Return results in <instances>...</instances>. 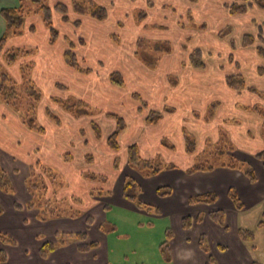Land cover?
<instances>
[{
	"label": "rangeland",
	"instance_id": "rangeland-1",
	"mask_svg": "<svg viewBox=\"0 0 264 264\" xmlns=\"http://www.w3.org/2000/svg\"><path fill=\"white\" fill-rule=\"evenodd\" d=\"M44 1L49 7H53V5L58 2L66 4L68 6H70L73 2H79L80 4H86L87 7H90V1L88 2V0ZM118 1H122L123 8H121V10H117L116 3L113 11L110 10V20L107 26L110 28V30L117 31V28L115 26L116 22L118 20H121L122 18L124 19V24H122L121 29L118 30L120 31V34L115 35L117 39H120L119 47L116 46L114 41L111 40L110 42L102 35L96 36L99 40L97 44L91 45L86 43L87 35L91 37L92 33H94L95 30L94 28L87 27V25L85 26L84 23L86 20L83 21V17L76 14L75 16L72 10H70L68 14L69 22L62 21V24L66 25H61L59 22L56 23L55 17H53L54 27L57 30L61 29L62 32H68V34L66 35L67 47L68 41L75 43V52L78 56V60L81 66L85 69H91L92 73L89 75H84L88 76L84 77L86 81H81L80 78L78 80L72 78L68 87L65 86L66 83L64 84V81L62 83L60 82L58 84H55L56 86H51L49 84L51 78H54L57 75H61L60 73H55L52 75L49 71L34 73L35 70H33V75L27 77H30V79H32V81L37 84V87L42 92V99L37 105L36 109L37 116L35 120L37 122V125L48 128L49 119L47 117L48 114H46L47 111H50L52 115H55V117H57L58 119L60 118L59 113L57 112V108L59 107V105L52 102L54 98L61 100H79V98L82 99L83 97L84 99L88 100V104L98 109V113L94 116V118L96 120V123L100 126L101 134L102 131L104 135L111 133L112 126L110 124H106L108 120L107 118H109L108 115H116L125 119L124 121H126V123L130 126L129 133L124 137L126 139L130 135V133L131 135L135 134L133 132L134 128L138 130V123L142 118V116L138 114V112L142 113L144 117H146V115L148 116L149 112L152 110L162 111L163 107L168 103V107L170 109L174 110L178 108L177 112L179 115L175 117V119L169 124L164 123L163 125H161V127L156 132L170 133V136L168 135L167 141L171 142L175 146H178V129L176 128V126H178L184 118L187 123L186 131L190 135L191 140L197 143L199 150L197 156L195 157V165L215 166L221 163H228L230 161V158L232 157H235L240 162H244L245 160H240V154L244 153L249 156H253L254 154L264 150V103L262 104L261 102H253L250 99L249 101H246V94L240 93L239 101L241 103L238 106H234L230 99H222L223 92L219 88L220 75L224 74L228 76L243 73V75L247 79L249 86H253L255 89L259 90L260 93L264 92V77L258 78V76H253L252 73L255 67V70L264 67V58H261L257 54L256 55L261 59L259 57L258 59H255L254 56H252L254 55V53L252 52H255V48L259 43H255V45H253L249 50H240L238 48L239 51L235 53V55L233 54L235 59L240 61V67L236 68V66L232 64L233 59L231 61L232 63L229 60V44L226 41H222L221 44L217 46L212 41L214 39H217V37H215L216 33L221 29H225L226 27L232 28V37L236 41V43H238L246 34H252L256 37L255 33L258 32L255 29L258 25L254 26L252 23L251 26V20H256L258 24H264V10L260 8L258 9V7H252L248 9V13L244 14L246 16H237L239 17L237 18L231 15L229 11L227 13L226 10L223 12L219 10L221 2L231 4L236 0H198V4H200L201 6H198L199 9L197 7H194L191 12L200 26H204V24L207 25V31L201 30L202 35L196 34L195 36L191 37V46L200 47L207 53L211 52V55H206L205 57L207 68L198 73L189 71L190 69H186L187 66L189 67L187 61V53L182 47L183 44H185L186 40H184V37L186 36L185 34L183 35L182 33H180L178 31L179 29L177 28V25L179 26L181 22L183 25H187V15L185 12H187V10L191 7L187 0H173L175 2H173L172 5H165L164 3H162V8L160 6L161 2L158 1L159 4H157L156 9H154L156 5L155 3L153 4V2L150 3L148 7L146 6L149 0H133V2H131V0ZM25 4L26 10L31 11V13L26 16L25 24L21 28V33L8 39L5 48H11L10 45L13 41H15L16 43H20V46L23 44H27V46H37L34 51L38 52H34L33 55L26 56L22 59L24 60L34 57L36 53H39V55L42 54V56L39 61H32L33 65L35 66L37 62L38 64H44L48 60V52L46 51H49V49L47 46L51 47V45L47 43L48 31H45V27L39 25L38 19H35L39 18L38 16H40L35 13V11L38 10L37 3H35L34 0H27ZM205 4H214L215 9L210 8L208 10L204 8L203 5ZM108 5L111 6V4ZM165 8L169 9L167 11H175L177 15H171L172 17H170V15L161 16L163 14L166 15V13H163L165 12V10H163ZM152 9L154 10L151 11ZM157 9H162L163 11ZM211 9H214L215 11L213 12ZM220 9L222 10V7ZM141 11H144L146 12V14H148L147 21L150 27V30L142 31V35H145L147 39L152 41H169L171 46L173 47L174 52L168 58H163L162 62L164 63L160 67H157L153 70L149 69V71L138 72L137 70H132L131 68L134 64H136L134 61L136 59H133V52L135 48L136 37H138L141 32L137 27H134L133 25L135 23V20L137 19L138 14ZM150 11L151 13H149ZM168 13L170 14L171 12ZM71 18H73L74 20L75 18H79L81 21V25L83 23V27H81V25L79 27H76L74 25L75 21H71ZM172 18H174L173 24L171 23ZM176 19L179 21L178 24H176ZM28 20H32L31 24H33L35 27V30L33 32H28L25 29ZM156 21H158L159 23L163 22L162 26H160L161 24H155L157 23ZM154 24L158 25L157 28L153 27L155 26ZM170 24L172 26H170ZM173 26L177 30L174 29ZM14 37L17 38L13 39ZM19 38L22 39L20 40ZM224 44H226L228 47H225ZM15 45L16 46H14L13 48L16 50L19 44ZM62 47L63 44L57 46L56 50L52 49V51H61L60 49ZM146 47L147 46L145 44L143 50ZM25 49L31 48L26 47ZM149 49L150 48L148 47L147 53L152 54L153 56H157L154 51H151ZM144 55L146 56L145 53ZM0 56L1 59L2 53H0ZM2 61L4 62L3 58ZM176 63L178 64L177 66ZM184 63L186 65L183 66ZM0 65H2L3 71L7 72L10 78L17 83L19 94L23 97L22 105L24 111H26V105L29 103V99L24 93L25 84L22 81V77L21 79L17 78V76L13 72H10V70L4 65V63L0 62ZM243 65L246 66L244 67ZM217 67L222 68L218 69ZM115 71H117V73H119L121 76H124L123 78L126 80V88H123L120 91H115L113 89L109 79L110 75ZM27 77L25 76V79ZM213 79L216 81H213ZM176 83L179 84L178 86L182 87L180 89H174L173 86H175ZM58 86H60L61 88H59ZM191 90H194V97H191L190 100L182 98L181 93L183 91H185V94L187 93V91L190 94ZM135 92L138 93L142 101L146 103L148 109H146L145 111L140 110V107L142 105L140 101L132 99L131 95ZM103 93H105V95ZM196 93L197 96L195 97ZM212 95H214V97L216 95V97L212 99L213 102L215 101L221 103V106L219 107V109L217 107L216 111L219 110L218 116H222V118H219L218 116H216V114L212 115L210 113L211 110H208L207 118L212 122L211 124L213 131H217L216 127H220L222 134L218 137V139H216L217 137L208 136L206 141H204L205 139L201 137L203 135L202 133H205L204 131L209 129L202 123L206 114L201 113L202 110L200 109V107L203 108L205 104L211 99ZM226 96L227 95L225 92V97ZM254 104L259 109L258 112L242 109L243 105L252 107ZM0 105L5 104L1 102ZM5 106L13 111L17 121L22 123V119L19 116L20 114H18V112L13 107L7 105ZM234 110L236 112L235 115ZM112 120L116 122L114 118ZM209 121L207 120V122ZM16 122L13 118L8 116H5L4 120L0 118V170H7L11 175L10 177H14L12 176L11 170L14 166H18L20 172L22 173L28 171V168L23 166V162H19L15 158H13V152H16L20 156H24L27 153L28 145H31L35 142V139L33 138L26 139L24 137L23 133L16 126ZM168 125H171L172 128L170 127L169 129ZM48 129L49 131H51L50 128ZM51 133L54 132L51 131ZM59 133L60 134H57V137L59 139L69 138L74 134L69 124H65L62 129H60ZM240 133L243 134L242 137L240 136ZM245 135L248 137L249 141L245 138ZM124 138L122 143H126ZM16 140H19L21 142V145H16ZM227 149L228 152L225 153V150ZM231 149H233L237 153H234V151H232ZM70 156L73 157L72 155ZM161 159L165 161L164 156ZM184 159L185 158H183L182 160V156L174 155V157L172 158H167L166 161L169 160L173 161L174 164L178 163L180 165L182 164L188 166L190 163L187 162V160L184 161ZM115 163H117V169L113 168L111 166V163L108 166L107 161L105 163V166H103L105 167L104 174L109 177L112 185L117 184V176H119L120 171L123 169V157L121 154ZM245 163L249 165L248 161H245ZM48 167H51L61 175V181L59 179L56 181V183H62L64 188H66V192L73 190L71 195L75 196V198L85 199L87 197V191L85 190L84 182H77L75 184H72L71 181L76 182V180L64 173L62 170L63 168H58L55 166ZM72 167L73 171L82 169V163L78 160L72 165ZM68 171L70 173L72 172L70 168L68 169ZM22 173L18 175L16 179L15 177L13 178L17 185V188H15V193L7 194L2 192L1 194L3 195H1V198H6L5 200H7L8 202L11 201V198H25L24 192H22L20 185V179L23 176ZM37 181L42 183L40 186L41 188L47 185V180L45 179H43L42 181ZM52 188L54 190V187ZM48 189L44 188L42 190H38L36 199L34 201L35 204H38L42 201L43 204H49V202H47V198H50ZM58 194L60 195V191L58 192ZM71 195H68V197ZM140 201L142 200L140 199ZM74 205V208L78 209L82 204L75 202ZM153 207L156 208V206ZM107 212H109V220L104 225L105 231L108 233H114L111 236L110 243L112 247L116 249L120 248L123 250H127L130 258H137L140 260L144 259V261H147L146 264H176L180 261H183L184 264H206V261L203 259L202 255L206 253V255L208 256L206 257L208 258L207 264H226L228 262L225 261L220 254L221 252L218 248V245L222 244L223 242H229V244H233L231 234L227 237L222 238L220 232L215 229L216 225H212L209 222L195 223L192 213L183 215L184 217L190 216L193 220L192 228L184 231L181 230L178 225L179 216L160 218L154 212L148 214L147 211H144V215L143 213L134 215H131L129 213V216H124L121 215V208H119L118 204H116L115 202L111 205V208ZM94 215L98 220L99 216L97 214ZM226 224L228 226H233L235 224L234 218L227 217ZM168 229L171 230L173 236H175V243L177 247H175V251H173L172 249L171 254L168 250L169 260H167V258L163 254V244L168 241V246H170V242L166 236V232ZM202 238L204 239L203 245L206 247V249L202 246L204 248V252H199L197 244L199 243V239L201 241ZM186 239H190L189 250H181V243H184ZM258 239V244L262 245L264 243V236L260 237L259 235ZM141 245H145L148 248V250L144 253L146 258H143L142 253L138 247ZM133 250H136V252L133 253ZM258 250L259 253L258 255L254 256V260H259L258 262L264 264V250L261 246H259ZM170 256L173 257V260L172 258H170Z\"/></svg>",
	"mask_w": 264,
	"mask_h": 264
},
{
	"label": "crops",
	"instance_id": "crops-1",
	"mask_svg": "<svg viewBox=\"0 0 264 264\" xmlns=\"http://www.w3.org/2000/svg\"><path fill=\"white\" fill-rule=\"evenodd\" d=\"M0 39L3 36V34L6 31V22L4 18L1 15V11L6 8H18L20 6V0H0ZM94 2L100 6H103L108 9V18L105 21H98L96 19H93L88 16H81L83 17V21H85V26L94 28V33H92V36L89 37L87 35L86 43L88 44H97L99 40L96 37L97 35L103 36L104 38L108 39L110 42L113 40V37L117 34H120L119 29H121V25L124 24V19L118 20L115 24L117 31L110 30V28L107 26L110 20V10L113 11L114 6L117 3V10H121L123 8L122 1L118 0H88V2ZM161 8L163 7L162 3L165 5H172L173 2L171 0H149L146 4L148 7L150 3H155V8H157V4H159ZM185 1V0H182ZM133 2V0H131ZM187 2L191 5L190 9L187 10L186 13V21L187 25H183L182 22L177 28L178 31L185 34L186 37H184L185 44H183L184 51L187 53V61L188 65L186 69H190L189 71L193 72H200L202 70L194 69L190 64V54L191 52L199 48L203 50L200 47H192L191 45V37L195 36L196 34H201L202 31H207V25L205 29H200V24L197 23L195 18L192 15L191 10L194 9V7L198 8L201 5L198 4L199 2H191L187 0ZM60 3V2H58ZM56 3V4H58ZM55 4V5H56ZM108 4H111L108 5ZM222 7V10L219 8L221 12L227 11V8L225 7V2L220 3ZM53 5V6H55ZM204 8L210 9L214 8V4H205L203 5ZM152 9L151 11H153ZM199 9V8H198ZM214 9H211L213 12ZM157 10H165L166 13L161 16H169L171 15H177L175 11H167L169 9H157ZM151 11L149 13H151ZM168 12H171L170 14ZM230 13V11H229ZM231 14V13H230ZM75 15V14H74ZM232 15V14H231ZM76 16V15H75ZM234 17L237 16H246V15H233ZM39 25L45 27L46 26L40 16H38ZM53 17H55L56 23L59 22L62 24L63 18L59 14H54ZM148 18V14H147ZM147 18L139 23L137 19L135 20L134 27H137L140 32L141 36L139 35L136 37L135 41V48L133 52V59L136 64L132 66V70H137L138 72L142 71H149L150 68L145 66L142 62H140L136 58V51H137V42L139 40H145L149 42L151 45L154 43L159 42H167L170 44L167 40H158V41H152L145 37V35H142V31L144 30H150ZM239 18V17H237ZM236 18V19H237ZM80 20L79 18H71V21ZM195 20V21H194ZM32 21V20H31ZM31 21H27V25L25 27L26 31L30 32L31 28H35L33 24H31ZM176 24H178V20L176 19ZM251 26L252 23L254 26H260L263 27L264 32V24L258 22L256 20H251ZM132 22V21H131ZM155 24H161L158 21ZM174 22V18H172V24ZM154 24V25H155ZM136 25V26H135ZM158 25L153 26L154 28H157ZM170 26H172L170 24ZM258 26L255 30L258 32ZM83 27V23L81 25ZM80 27V28H81ZM174 27V26H173ZM163 28V27H162ZM227 28V27H226ZM225 28V29H226ZM174 29H176L174 27ZM64 30V29H63ZM155 30V29H154ZM177 30V29H176ZM202 30V31H201ZM224 30V29H223ZM222 29L216 33L217 39L212 40L215 45H220L222 41H226L229 44V60L230 62L233 59V63L236 68L240 67V61L235 59L234 55L242 49H251L252 46H249L248 48H245L241 40L236 43V49L233 51L232 47L230 45V38L226 39H220L219 34ZM58 31L60 32V37L56 43L55 46H52L50 44V34L49 31L47 32V43L51 45V47L47 46L49 51L48 60L41 64L38 62L34 66V73L37 72H43V71H49L52 75L55 73H60L61 75H57L54 78H51V81L49 84L51 86H56L55 84L62 83L64 81L65 86L70 85L71 79L75 78L78 80L79 78L81 81H86L84 76L77 71L70 68L64 61L63 54L66 51L67 47V37L68 34L67 31H61V29ZM182 31V32H181ZM32 32V31H31ZM123 33V31H122ZM259 33V32H258ZM258 33L256 34V37L258 36ZM248 35V34H246ZM233 36V35H232ZM255 36V35H254ZM17 37H14L15 39ZM233 38V37H232ZM20 40L22 38H19ZM19 40V41H20ZM120 41V39H119ZM117 47H119V43H116ZM184 43V42H183ZM190 43V44H189ZM15 44H19L18 48L16 49H25L26 47L31 48L32 50H35L37 46H27V44H23L20 46V43H16L13 41L10 45L11 48L14 50ZM63 44V47L60 49L61 51H52V49H57V46ZM257 44V43H256ZM30 45V44H28ZM90 45V46H91ZM214 45V46H215ZM225 47L227 46L224 44ZM259 46L257 44L256 48ZM216 47V46H215ZM228 47V46H227ZM239 48V49H238ZM254 53V58L258 59L259 56H257V52ZM38 52V51H35ZM173 47L172 51L170 53H167L165 55L161 56V61L159 62L158 67L163 65L164 62L163 58H168L173 53ZM204 52V59L206 55H211V52L207 53ZM234 54V55H233ZM257 54V55H256ZM42 54L39 55V53H36L34 57L28 58V59H21L19 62L14 64L13 66H5L10 70V72H13L17 78L21 79V73H20V66L27 62H36L37 60L41 58ZM1 57V56H0ZM3 58V55H2ZM2 58L0 59V62L4 63L2 61ZM260 58V57H259ZM261 58H263L261 56ZM260 58V59H261ZM244 62V59H243ZM178 64L176 63V66ZM186 65L185 63L183 66ZM244 67L246 65H243ZM207 68V65H206ZM205 68V69H206ZM218 68V67H217ZM222 67H219L218 69H221ZM256 67L253 69V76H258V78L264 77V75L260 76L258 74V70H255ZM204 70V69H203ZM117 72V71H115ZM241 74L244 78L245 76L243 73ZM236 74V75H239ZM33 75V74H32ZM123 75V73H122ZM230 76V75H228ZM124 77V76H123ZM226 75H220V86L219 88L222 90L223 95L222 99L228 98L231 100V102L234 104V106H238L241 102L239 101L240 93L246 94V101H249V99L253 102H261L264 103V96L254 93L248 89H250L253 86H249L247 82V89L242 90L240 92L234 91L233 89H230L226 83ZM246 79V78H245ZM186 80V79H184ZM124 81H126L124 79ZM213 81H216L213 79ZM247 81V79H246ZM93 82V81H92ZM183 82V81H182ZM37 85V84H36ZM112 85V84H111ZM179 84L176 83L174 89H180L182 86H178ZM113 89L115 91H120L123 88L112 85ZM126 88V84L125 87ZM216 88V87H215ZM254 88V87H253ZM93 89V88H92ZM217 89V88H216ZM257 90V89H256ZM264 91V90H263ZM194 90L185 94V91H183L182 98L189 99L191 97H194ZM226 92V97H225ZM258 92H260L258 90ZM105 95V93H103ZM134 94L138 93H132L131 97L133 98ZM261 94H264L262 92ZM197 96V93L195 94V97ZM102 97V95H101ZM216 97V95H215ZM214 95H212L211 99L205 104L203 108L200 107L202 110L201 113L206 114L203 119V124L208 127L209 130H205V133H202L201 136L204 141L208 138V136L218 137L222 134L220 127H216L217 131H213L212 128V122H207V114L208 109L213 104H218V109L221 106L220 102H213L212 99L215 98ZM79 100H82L86 103H88L87 99L79 98ZM177 104V103H176ZM90 105V104H89ZM92 106V105H91ZM168 103L163 107L162 111H155L154 112H160L162 113V119L156 124V125H149L147 123V115L144 117L142 113H139L142 118L139 121L138 130L136 128L133 129V132L135 134L128 136V138H124L126 134L130 131V126L126 123V128L124 131L121 132L118 138V142L120 145L119 151L112 150L107 142V139L115 132L117 129V123L113 121L112 119L107 118L106 124H110L112 126L111 133H108L104 135L102 131V138H98L92 129L91 122L95 121L94 117H88L84 116L80 119H76L71 114L64 111L60 106L57 108V112L59 113V120L60 123L56 124L52 119H50L48 116V128L54 133H51L49 129L45 128L44 134H39L35 131L29 130L23 123L18 122L16 119V116L13 111H11L8 107L5 105H0V118L5 119V116L11 117L15 120L16 126L18 129L23 133L24 137L26 139L33 138L35 139V142L31 145H28L27 153L24 156L18 155L16 152H13V158H15L19 162H23V166L28 168L27 172H20L19 167L14 166L12 167V176L18 177L22 173V178L20 179V185L21 190L24 192L25 198H11V201L8 202L5 200L6 198H1L3 194L0 190V206L2 208V212L0 213V250H4L7 255V262L6 263H0V264H146L147 261H144V259L140 260L137 258H130L128 255L127 250L123 249H116L112 247L110 240L111 236L114 233H108L105 231L104 225L109 220V212H107L111 205L115 202L118 204V207L121 208V215L129 216L134 214H140L143 213L145 210L138 209L135 204L130 202L129 200L125 199L123 196V188H124V182L126 178H132L134 179L137 184L140 186L141 193H140V199L141 202L148 204L150 206H156L153 207L155 211L148 212L155 213L160 218H169V217H177L179 216V227L181 230H189L192 228L193 224L190 228H185L183 224V219L185 218L183 215L185 214H191L194 216L195 223H211L212 225H216L215 229L220 232L221 237H227L231 234V239L233 240V244H229L223 242L222 244L218 245V248L220 250V254L222 255L223 259L225 261H228L226 264H253L255 262L258 263L259 260H254V256L258 255V248L259 246L262 247L264 250V243L262 245L258 244V236L260 237L264 236V228H259L258 224L264 219V161L255 158V155L258 154H252L253 156H249L247 154H240V160H245L249 162V166L252 170L255 171L256 174V180L255 182H251L248 176L237 169H232L228 167H216L212 171H197L193 174H188V170L192 169L195 166V157L197 156L199 150L197 146V151L195 155H190L186 152V139L185 135H188V132L186 131V121L183 118V121L180 122L176 128L178 129V142L179 145L175 146L171 142L167 141L168 135L170 136V133H158L156 132L161 125L164 123H170L172 122L175 117H177L179 114L177 112L178 108L176 109H170L168 107ZM93 107V106H92ZM241 108V107H240ZM252 108H257L255 104L250 106H242L243 110H249L253 111ZM167 109H170L171 112H166ZM48 112V111H47ZM46 112V114H47ZM151 112V111H150ZM180 112V111H179ZM258 112V111H257ZM256 112V113H257ZM109 114V113H106ZM216 116L219 115V110L216 111ZM236 114L234 110V115ZM199 115V114H198ZM107 117V116H106ZM219 118H222V116H218ZM217 118V117H215ZM230 118V117H229ZM228 118V119H229ZM85 119V120H83ZM125 120V119H124ZM261 121V118H260ZM65 124H69L70 127L73 130V136L65 139H59L57 137V134H60L59 131L62 129V127ZM172 128L171 125H168V128ZM82 132L84 133V136H82ZM240 136L242 137L243 134L240 133ZM260 136V135H259ZM238 137V136H237ZM123 138L125 139L126 143H122ZM239 138V137H238ZM245 138L249 141L248 137L245 135ZM54 139V141H53ZM164 143H166L164 145ZM16 145H21V142L19 140L15 141ZM14 144V145H15ZM137 145L139 154L142 159L144 160H153L156 158H165V161L167 158H172L174 155L182 156L184 161L187 160L189 162L188 166L180 165L178 163L174 164L173 161L167 160V165L174 166L172 169L164 170L158 175L154 177H144L142 176L138 171L134 170L129 165V159H128V148L132 145ZM206 144V143H205ZM17 149V148H15ZM122 149V151H121ZM264 151V150H262ZM260 151V152H262ZM119 152V153H118ZM259 152V153H260ZM234 153H237L234 151ZM120 154L123 157V164H122V170L120 171L119 176H117V184L111 183L108 176L104 174L105 170V163L107 161V165L109 166L111 163V166L115 168V162L118 160V157H120ZM66 155H72L73 157L71 160L65 161ZM254 157V158H253ZM89 159V160H88ZM82 163V169L79 170H72V165L78 161ZM88 160V161H87ZM244 161V162H245ZM40 162L41 164L45 166H55L58 168H63V172L66 173L68 176L76 180V182L71 181L72 184L75 183H81L84 182L85 190L87 191V197L85 199L82 198H75V196H72L73 190L67 191L66 188L59 189L54 195L53 186L51 183L47 180V187L49 188V197L47 198V202L49 204H43L42 202H39L37 205L40 207L28 209L27 205L29 203H32L36 199V193L32 192L29 189L28 186V180L30 178L31 168L33 166H36V164ZM243 162V161H242ZM72 171L71 173L68 171V169ZM9 175L10 181L12 182V185L14 187V193L15 188H17V185L15 181L13 180L14 177H10L11 175L7 170H4ZM93 173L96 175H102L107 178L106 183L99 184L101 182L93 181L86 179L84 177L85 174ZM98 182V183H97ZM99 185V187H98ZM169 188L171 191L170 195L162 197L158 194V190L160 188ZM233 189L235 193L238 196V199L242 202L243 208L238 209L236 205L234 204L233 200L230 197V190ZM103 190V191H102ZM60 191V195L58 192ZM99 192V193H97ZM13 193V194H14ZM207 193H214L217 195V201L214 204L206 205V204H197V205H190L189 199L192 197H195L197 195L201 194H207ZM58 194V197H57ZM68 195H71L68 197ZM27 197V198H26ZM68 197V198H64ZM78 202L82 204L79 206L78 209L74 208V203ZM16 205H19L20 207H16ZM48 208L52 209L55 208V215L51 217L50 219L41 220L39 218V215L42 214L41 210H48ZM58 209V210H57ZM62 210V211H61ZM216 210H223L225 213V224L220 225L213 221L210 217V213ZM73 211H79V216H72ZM143 211V212H142ZM59 214V215H57ZM94 214H97L99 216V219L97 220V217H95ZM130 215V216H131ZM188 217V216H186ZM190 217V216H189ZM231 217L234 218L235 224L233 226H228L226 224V218ZM89 219V221H88ZM250 225V226H249ZM252 230L255 235V241L254 242H247L240 239L239 231L240 230ZM169 230V229H168ZM167 230V231H168ZM60 233H72V234H78V233H86L87 234V241L86 243H97V247L93 248L90 251L82 252L79 250V245L82 243L76 239H70L66 242L65 245L58 247L53 253H51L48 258H42L40 256V249L46 242H55L56 241V235ZM2 236H5L9 238L11 241H5ZM167 236V232H166ZM172 241V242H171ZM190 239H186L184 243H181V250H189V242ZM170 246H168V250L171 254V251H175L176 243H175V236H171V239L169 240ZM197 247L199 249V252H204V249L201 246L200 239L198 241ZM143 258H146L144 253L148 250V248L145 245L138 246ZM177 248V247H176ZM136 250H133V253H135ZM189 252V251H188ZM187 252V253H188ZM264 252V251H263ZM203 255V259L206 261V264L208 262V257L205 254ZM147 256V255H146ZM170 258L173 257L170 256ZM169 260V257L168 259ZM171 260V261H172ZM176 264H184L183 261H180Z\"/></svg>",
	"mask_w": 264,
	"mask_h": 264
},
{
	"label": "trees",
	"instance_id": "trees-1",
	"mask_svg": "<svg viewBox=\"0 0 264 264\" xmlns=\"http://www.w3.org/2000/svg\"><path fill=\"white\" fill-rule=\"evenodd\" d=\"M27 0H20V6L18 8H6L1 11V15L4 18L6 22V31L3 34V36L0 39V53L3 55L4 64L6 66H13L17 62H19L22 58H25L26 56H31L34 54V50L32 49H6L5 45L13 36H16L21 33V28L25 24L26 16L31 13V11L26 10V2ZM191 2H198V0H189ZM35 3L38 5V10L35 11L36 14L40 15L42 18L46 28L49 31L50 34V44L55 45L60 37V32L54 27L53 24V14L57 13L62 16L64 22H69V12L70 10L73 11L74 14L78 16H88L93 19H96L98 21H105L108 18V9L100 6L94 2H89L90 7H87L86 4H80L79 2H73L70 6L58 3L53 7H49L46 5L44 0H34ZM88 4V5H89ZM225 7L232 15L241 14L244 15L248 13L249 8L258 7V9L264 10V0H236L234 3H225ZM147 18V14L144 11H141L137 16V21L139 23L143 22ZM74 25L76 27H79L81 25L80 20H76L74 22ZM200 29H205L206 26H199ZM35 28H31L30 31H34ZM258 36L255 37L252 34L245 35L242 39V45L245 48H248L249 46L255 45V43H259L260 45L256 48L257 54L264 58V32L262 25L258 26ZM232 28L227 27L223 31L220 32L219 38L220 39H226L230 38V45L232 47V50L234 51L236 49L235 40L232 38ZM113 40L116 43H119V39L117 37H113ZM146 48L143 50V48ZM150 48L149 50L154 51V53L157 56H153L152 54L147 53V48ZM76 45L75 43L68 41V48L63 54V58L65 63L72 68L73 70L77 71L78 73L82 75H89L92 73L91 69L89 68H83L78 60V56L75 52ZM153 48V49H152ZM172 51L171 44L167 42H159L154 43L153 46L145 41V40H139L137 42V51H136V57L137 59L142 62L145 66H147L150 69H156L159 65V62L161 61V56L165 55L167 53H170ZM146 54V56L144 55ZM149 55V56H147ZM190 64L194 69L203 70L206 68V62L204 59V52L203 50L196 48L194 49L190 54ZM34 70L33 62H27L20 66V73L22 77V81L25 84V90L24 93L26 94V97L29 99V103L26 105L27 110L24 111L22 100L23 97L19 94V88L15 81H13L9 74L5 71H3L2 65H0V103L3 102L5 105L13 107L18 114H20V118L22 119V123L31 131H35L39 134L45 133V128L37 125L36 122V116H37V105L42 99V92L37 87V85L30 79L32 72ZM258 74L260 76L264 75V67L260 68L258 70ZM25 76L27 77L25 79ZM110 82L112 85L124 88L125 87V81L123 76H121L119 73L114 72L110 75ZM226 83L230 89H233L234 91H242L247 89V81L246 79L241 75H230L226 77ZM27 86V87H26ZM61 88L60 86H58ZM254 93H257L261 95L262 97L264 94H261L256 90L255 88L251 87L248 89ZM134 100L140 101L142 104L140 107V110L145 111L148 109L145 102L142 101L139 94L133 95ZM52 102L58 104L64 111L71 114L76 119H80L84 116L88 117H94L98 113V109L92 107L88 103L82 101V100H61V99H53ZM218 107V104H213L209 107L208 110H211L210 113L212 115L215 114V111ZM23 108V110H22ZM253 111H259L258 108H253ZM166 112H171L170 109H167ZM48 117L52 119L56 124L60 123V120L55 117V115H52L50 111L47 112ZM109 118H114L117 122V129L115 132L108 138L107 142L109 147L114 151H119L120 145L118 142L119 135L122 131L125 130L126 124L123 118L114 116V115H108ZM162 119V113L160 112H149L147 116V123L149 125L157 124ZM209 121V119L207 118ZM92 129L94 130L96 136L98 138H101V129L100 126L95 122H91ZM82 136H84V133L82 132ZM186 139V152L190 155H193L197 151V143L191 140L190 135H185ZM166 143H164L165 145ZM234 151L233 149H231ZM228 152V149L225 150V153ZM70 155H66L65 161L71 160ZM255 158L263 160L264 161V151L258 153L255 155ZM128 159H129V165L136 171H138L142 176L148 178V177H154L161 173L164 170L172 169L174 166L167 165L161 158H156L153 160H144L141 158L139 154V150L137 145H132L128 148ZM89 160V159H88ZM87 160V161H88ZM231 161V162H230ZM230 161L228 163H221L219 165H195L192 169L188 170V174H193L197 171H212L216 167H228L232 169H237L242 172H244L251 182H255L256 180V174L255 171L251 169L249 165H247L245 162L238 161L235 157L230 158ZM115 168L117 169V163H115ZM84 177L89 180L98 181L101 183H106L107 178L102 175H96L93 173L85 174ZM36 179V180H35ZM43 179L48 180L51 185L54 187V195H56L57 191L59 189H62L64 186L62 183H56L57 180L62 179L61 175L53 170L51 167L45 166L38 162L36 166H33L31 168L30 178L28 180V186L29 189L32 192H35L37 194L38 190L42 189H48L47 185L43 188H41V182ZM0 190L7 194H13L14 193V187L12 185V182L10 181L9 175L6 171L0 170ZM171 190L169 188H160L158 190V194L162 197L170 195ZM140 193L141 189L140 186L137 184V182L132 178H126L124 182V188H123V196L125 199L129 200L138 209L145 210L148 212H152L156 210L150 206L146 205L145 203L140 201ZM230 197L233 200L234 204L238 209L243 208L242 202L238 199L237 194L233 189L230 190ZM217 201V195L214 193H207V194H201L197 195L195 197H192L189 199L190 205H197V204H214ZM16 207H20L19 205H16ZM40 207L39 205L35 204L34 202L29 203L27 205L28 209ZM58 210V209H57ZM55 208H48V210H41V213L39 215V218L41 220L50 219L55 215ZM62 211V210H61ZM2 212V208L0 206V213ZM72 216H79V211H73ZM59 215V214H57ZM264 216V214H263ZM210 217L213 221L220 225L225 224V213L223 210H216L210 213ZM89 221V219H88ZM183 224L185 228H190L192 225V219L191 217H185L183 219ZM259 228H264V219L258 224ZM172 232L171 230L167 231V238L168 240L171 239ZM240 239L247 242H254L255 241V235L252 230H240L239 231ZM2 238L5 241H11L9 238L2 236ZM70 239H76L80 242H82L79 245V250L82 252L90 251L93 248L97 247V243H86L87 241V234L86 233H78V234H72V233H58L56 235V241L55 242H46L40 249V256L42 258H48V256L53 253L58 247L63 246L66 244L67 241ZM203 238L201 239L200 243L201 246H203L205 249L206 247L203 245ZM168 242V241H167ZM165 242L163 244V254L168 259V243ZM202 247V248H203ZM203 248V249H204ZM7 262V255L4 250H0V263H6ZM253 264H262L260 262H255Z\"/></svg>",
	"mask_w": 264,
	"mask_h": 264
}]
</instances>
